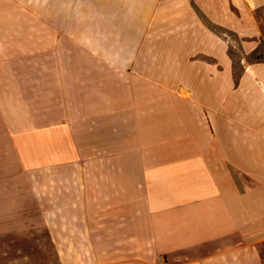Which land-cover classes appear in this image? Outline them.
I'll use <instances>...</instances> for the list:
<instances>
[{"label": "crops", "instance_id": "1", "mask_svg": "<svg viewBox=\"0 0 264 264\" xmlns=\"http://www.w3.org/2000/svg\"><path fill=\"white\" fill-rule=\"evenodd\" d=\"M76 4L95 19L63 22L31 54L36 97L10 104L0 264L24 219L45 220L57 264H264V59L245 57L264 0Z\"/></svg>", "mask_w": 264, "mask_h": 264}, {"label": "rangeland", "instance_id": "2", "mask_svg": "<svg viewBox=\"0 0 264 264\" xmlns=\"http://www.w3.org/2000/svg\"><path fill=\"white\" fill-rule=\"evenodd\" d=\"M65 1L67 3L64 5L62 0H6L5 6L0 5V70L2 72L0 95L6 104L5 108H0V178L2 179L20 177L15 169L17 161L10 140L9 120L13 110L10 104L24 99L26 105L30 106L31 100L36 97L32 92L34 76L31 74V67L37 66L38 62L31 60V54L38 50L52 49L57 38L62 35L63 22H70L68 29H76L73 22H91L95 19L94 11L80 12L74 9L75 6L77 8L78 0L72 5V10H68L71 1ZM259 13L264 17V10ZM220 36L229 44L228 54L231 65L242 66V55L236 43L238 41L236 36L231 32H223ZM18 56L23 57L16 58ZM245 57L248 62L264 59V41L257 50ZM3 109L8 111L5 119L7 123L2 117ZM21 177L29 176L24 171ZM44 223L45 220L42 219H24L23 249L8 252V264H57V252L49 249ZM31 240L37 242V249H31Z\"/></svg>", "mask_w": 264, "mask_h": 264}]
</instances>
